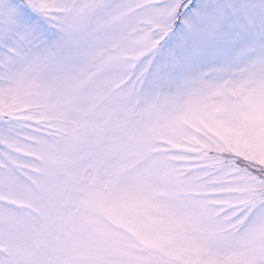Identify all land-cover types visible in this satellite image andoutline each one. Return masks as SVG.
Instances as JSON below:
<instances>
[{"label": "snow or ice", "instance_id": "snow-or-ice-1", "mask_svg": "<svg viewBox=\"0 0 264 264\" xmlns=\"http://www.w3.org/2000/svg\"><path fill=\"white\" fill-rule=\"evenodd\" d=\"M0 264H264V0H0Z\"/></svg>", "mask_w": 264, "mask_h": 264}]
</instances>
